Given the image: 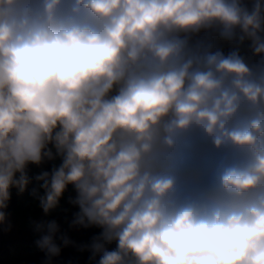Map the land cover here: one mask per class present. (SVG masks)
<instances>
[{
	"label": "clouds",
	"instance_id": "9594fccd",
	"mask_svg": "<svg viewBox=\"0 0 264 264\" xmlns=\"http://www.w3.org/2000/svg\"><path fill=\"white\" fill-rule=\"evenodd\" d=\"M13 192L43 264H264V0H0V231Z\"/></svg>",
	"mask_w": 264,
	"mask_h": 264
},
{
	"label": "trees",
	"instance_id": "16d2710c",
	"mask_svg": "<svg viewBox=\"0 0 264 264\" xmlns=\"http://www.w3.org/2000/svg\"><path fill=\"white\" fill-rule=\"evenodd\" d=\"M45 168H48V165H45ZM41 170V169H40ZM35 166H31L30 174H36L40 171ZM72 194V191L69 190ZM67 194H65V198L61 201L62 206L65 204V200L67 198ZM9 211L12 213V223L21 225L23 229H26L30 232L31 238L24 239L22 241H18L19 249L26 253V261L27 264H36V257H37V249L34 246V240L37 236L32 232L31 228L28 225L29 219H40L43 218V214L41 210L35 205L32 207L31 200L29 197H25L23 201L17 199L15 192H13L12 202L9 208ZM60 210L54 212L52 216L46 217V219H54ZM66 213V212H65ZM65 214L62 216V220ZM99 230L98 229H88V230H81V237L79 240H75L77 243H85L88 242L93 235H95ZM69 235V234H68ZM70 236V235H69ZM73 239V238H72ZM74 240V239H73ZM8 252V249L4 251V253L0 256V264H10L7 261L2 259V256ZM84 258L85 262L88 261V254L87 253H80Z\"/></svg>",
	"mask_w": 264,
	"mask_h": 264
},
{
	"label": "rangeland",
	"instance_id": "374dc122",
	"mask_svg": "<svg viewBox=\"0 0 264 264\" xmlns=\"http://www.w3.org/2000/svg\"><path fill=\"white\" fill-rule=\"evenodd\" d=\"M69 190H71V188ZM72 195H73V193H72ZM67 198H68V196H67ZM67 198H66V200H67ZM31 204H32V207L36 205L34 202H31ZM74 211H76V209H74L71 206H69V208L67 209L66 213H64L65 216H64V218L62 220V225H63V227H65L67 229L68 234L70 235L71 238H73L74 240H79L80 237H81V230H79V231L71 230V229H69L68 223H67V221L71 220L72 213ZM13 226L14 227H13L12 231L9 232L8 235H7L8 245L5 246V250L8 249V252L2 256V259L4 261H7L10 264H27V261H26V256L27 255H26V253H24V251L19 249L18 241L20 242V241H22L24 239H29L30 240L31 234H30V232L28 230L23 229L21 227V225L14 224Z\"/></svg>",
	"mask_w": 264,
	"mask_h": 264
},
{
	"label": "water",
	"instance_id": "95a60500",
	"mask_svg": "<svg viewBox=\"0 0 264 264\" xmlns=\"http://www.w3.org/2000/svg\"><path fill=\"white\" fill-rule=\"evenodd\" d=\"M50 167L51 165L49 164L48 168L50 169ZM67 195L70 196L72 194L70 191H68ZM69 206L70 205L67 203L66 200L63 208L58 212V214L54 218L58 221V223H60L62 233L67 232V234H68L67 229L62 225V216L66 212L65 210L69 208ZM8 233L9 232L0 231V255L4 252L5 246L8 245V238H7ZM44 260H45L44 253L37 250L36 264H43ZM53 264H87V263L85 262L84 258L82 257L80 252L76 250L75 247H67V248H63L61 255L54 260Z\"/></svg>",
	"mask_w": 264,
	"mask_h": 264
}]
</instances>
